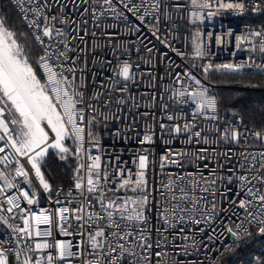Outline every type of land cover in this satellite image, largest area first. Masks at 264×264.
<instances>
[{
  "label": "snow or ice",
  "instance_id": "obj_1",
  "mask_svg": "<svg viewBox=\"0 0 264 264\" xmlns=\"http://www.w3.org/2000/svg\"><path fill=\"white\" fill-rule=\"evenodd\" d=\"M79 2L88 4L89 0H79ZM93 2L101 4V0H93ZM24 3L25 0H15L16 6L21 10L22 19L32 29L36 47L31 53L26 44L27 34L10 30L6 26L5 18L0 16V131L4 133L0 135V141H5L4 146H0V153H4L10 143L15 151L13 159L17 165L14 173L0 170V181H3L0 185V197H2L0 212L13 214L14 218L18 214L22 221V226L9 225L15 234L14 241L0 239V264H11L12 256L15 257L17 264H71L73 259L81 258L83 264H170L171 257L163 250L172 236L170 230L175 229L178 224L185 223L186 217L191 223L200 225L210 222L218 215L215 199L218 193L214 189L218 183L224 181L225 177L221 176L217 169L226 166L227 172L230 173L226 178L227 183L231 184L235 180L239 187V191L234 193L239 199L230 200V203L243 210L244 220L249 223L256 221L262 225L258 230L264 233V151L233 153L229 149L220 154L209 147H201L193 152L166 150L160 157L161 170L169 164L183 168L184 159L188 157L191 158L190 162L195 163L198 171L169 173L168 181L160 182L155 191L162 197L163 203L156 201L155 225L151 223V217L146 214L151 210V202L154 199L148 180L149 155L146 151L136 156L134 163L137 165V171L135 172L121 167L119 157L116 158L117 163L112 165L116 171L111 175L118 178V187L113 184L109 173L102 167L99 155L89 154L87 159L91 163H81L86 152L85 137L87 136L93 147L99 146V141L92 130L96 125L111 118L104 109L110 111L113 102L112 93H126L128 86L125 83L119 87L120 81L116 80L109 90H98L90 95L87 94L84 91L85 85L78 75L82 71L78 61L82 62V60L77 55V46L73 44L74 40L84 41V36L80 35L79 24L65 13V0H51V2L27 0L31 5L27 9L24 8ZM72 3L79 10L77 0H72ZM120 3L129 12L139 13L137 18L143 24L145 17L151 14L150 10H159L163 0H155L150 8H145L147 0H140L138 4L132 3V0H120ZM191 3L193 7L198 8L211 6L208 0H191ZM102 4L111 7L113 12L116 11L112 7V0H102ZM54 5H59V12L55 14ZM216 5L218 8L245 10L242 0H232V2L216 0ZM142 8L145 10L141 13ZM254 8L258 9L259 5H254ZM86 12H88L87 7L83 9L81 15ZM28 13H31V19ZM22 35L25 43L20 42ZM252 35L260 37L262 34L254 32ZM260 44L261 51H264V38L261 39ZM196 55H202L199 46L196 48ZM211 67L210 64L205 67V73ZM222 67L231 69L233 65ZM131 69L132 66L125 62L120 66L117 75L122 77L123 81H132L135 79V74ZM184 75L194 80L197 85L200 84V81L190 73L186 72ZM179 76L180 74L177 73L178 78ZM187 95L196 102L193 121L171 125L160 123L159 128L162 133L167 132L177 136L185 133L189 143L195 142L198 145L215 144L218 141L240 143L243 134L235 128H225L223 131L217 129L216 131L219 132L217 140L209 141L203 136L202 129L196 128L195 117L205 114L206 110L215 112L216 101L207 95V89ZM129 99L134 98L121 96L116 98L115 102L119 106L127 103ZM143 115L147 116L148 113ZM210 118L215 119V117ZM174 119L172 115L167 116L169 121ZM145 127L147 131L138 141L140 144L153 142L155 134L153 126L146 124ZM46 128L54 135L50 136ZM253 135L257 140H264L262 132H255ZM66 141H71L74 147L66 145ZM50 149L56 150L61 160L73 156L77 158L73 189L79 207L70 209L62 206L55 213L45 210L37 215L31 213L30 208L22 207L20 203L22 197L27 205L35 204V191L30 193L28 190L19 189L20 196H13L9 195L6 189L18 188L13 182L14 177H24L25 183L32 184L33 181L29 177L30 173L34 172L35 179L43 189L51 191L50 184L42 172V166ZM218 155H222V159L217 160ZM234 159L235 165L232 163ZM202 161L209 163L201 165L199 162ZM10 163L8 155L0 157V164L7 167ZM26 165H30V168L26 169ZM202 169H208L207 175ZM122 190L125 193L130 191L134 195H117ZM241 193H243L242 197ZM68 196L73 197V190L69 191ZM209 197L212 199L209 200ZM56 203L59 204L60 201L57 200ZM5 204L7 207L4 206ZM7 219L0 216V221L5 224ZM73 221L76 223L75 233L70 231ZM41 225L47 227L41 229ZM235 226L241 229L243 221L236 223ZM53 228L65 236L78 235L81 237V242L73 244L70 241L55 240ZM226 231L239 239L238 232L232 227H226ZM243 231L247 232V228H243ZM183 232L184 229L180 228L176 235ZM47 237H53V240L50 242L44 239ZM184 239L188 237L185 235ZM208 239L211 240L213 237L209 236ZM11 242L17 244L16 249L4 247L6 243ZM22 242L24 247L20 248ZM50 249L56 250V254L49 251Z\"/></svg>",
  "mask_w": 264,
  "mask_h": 264
},
{
  "label": "built area",
  "instance_id": "obj_2",
  "mask_svg": "<svg viewBox=\"0 0 264 264\" xmlns=\"http://www.w3.org/2000/svg\"><path fill=\"white\" fill-rule=\"evenodd\" d=\"M10 1L22 19L21 10L16 6L15 0ZM77 2L79 10L74 7L72 0H65L64 11L79 24L80 35L84 36V41H73L78 49L77 55L82 60V62L78 61L79 68L82 70L78 75L85 85L84 91L90 95L98 90H109L116 80L120 81L119 87L125 83L128 86L126 93H112L113 102L110 105V111L104 109L111 118L96 125L92 130L99 141V146L93 147L86 136L84 145L86 152L84 159L80 162L91 163L87 156L89 154L99 155L102 167L109 173L113 184L118 187V178L111 175L116 171L112 167L117 163L116 158L119 157L121 167L135 172L137 171V165L134 163L136 156L142 151H146L149 155L148 180L150 188H152V197H154L151 202V210L146 214L151 217L153 225L157 223L156 201L159 200L163 203L162 197L155 191L160 182H167L169 173L198 171L195 163L190 162L191 158L188 157L184 159L183 168L169 164L161 170L160 157L166 150L193 152L201 147H209L220 154L229 149L233 153L264 151V140H257L253 135L258 131L246 125L241 116L222 107L218 95L219 86L207 78L209 73L264 72V51H261L260 44L261 39L264 38V28L242 20L250 11L253 15H261L264 11L262 0H242L245 4L244 11L235 8H218L216 0H208L211 5L208 8L193 7L191 0H163L161 8L150 10L151 14L145 17L143 24L137 18L139 13L129 12L123 7L120 0H112L115 12L108 5H103L102 0L101 4L94 3L93 0H89L88 4L80 3L79 0ZM225 2H232V0H225ZM132 3L138 4L140 0H132ZM153 3L155 0H147L145 8H150ZM256 4L259 5L258 9L254 8ZM29 7L31 5L25 0L24 8ZM85 7L88 8V12L81 15ZM144 10L142 8L141 13ZM58 12L59 5H54L53 13ZM28 16L29 19L32 18L31 13H28ZM22 21L27 26L23 19ZM57 26L65 27L64 25ZM194 28L201 29L203 32L202 55L200 56H197L196 52L190 51V36ZM28 29L32 33V29L29 27ZM154 32L155 35H153ZM254 32H259L262 35L254 36L252 35ZM70 55L72 54L70 53ZM125 62L132 66L131 71L135 74V79L132 81H123V78L117 75L120 66ZM209 64L212 67L205 73L204 68ZM228 64L233 65V68L222 67ZM186 72L198 79L200 84L197 85L194 80L184 75ZM177 73L180 74L179 78ZM203 89H207V95L215 99L216 109L215 112L206 110L205 114L197 115L195 117L196 128L202 129V135L206 136L209 141L217 140L219 136L217 129L223 131L225 128H235L243 134L239 144L218 141L215 144L198 145L195 142L189 143L185 133L177 136L161 132L160 123L171 125L193 121L196 102L191 100L187 94ZM180 93H185V95H180ZM121 96L134 99H129L127 103L118 106L115 100ZM144 113H148V115L144 116ZM168 115L174 116L175 119L167 120ZM210 117H215V119ZM146 124L153 126L155 133L153 142L140 144L138 141L147 131ZM196 128L193 130L195 131ZM6 139L7 137H5ZM4 143L5 141H0V146H4ZM4 155L9 156L11 163L7 167L0 164V170L14 173L17 165L13 159L15 151L11 148L10 143L5 152L0 153V157ZM216 159H222V155H218ZM21 162L23 163L22 158ZM199 163L202 165L209 161ZM232 163L235 165L236 160L234 159ZM210 166L213 165L210 164ZM27 168H30V165H26ZM202 170L207 175L208 169ZM217 171L225 177L224 181L218 183L214 189L218 193L215 198L218 215L210 222L200 225L191 223L186 217L185 223L178 224L175 229L170 230L172 236L163 249L171 257L170 264H194V262L195 264H220L225 260H227L226 264H230L237 260L248 241L254 237H263L264 233L258 230L262 225L256 221L249 223L244 220L243 210L230 203V200L239 199L234 195L239 191V187L235 180L231 184L227 183L226 178L230 174L227 172V166L223 169L218 168ZM29 179L33 181L32 184L25 183L24 177H14L13 182L18 185V188L6 189V192L9 195L20 196L19 189L28 190L30 193L35 191L36 203L31 206L27 205L26 201L20 197L21 206L30 208L31 213L38 215L45 210L55 213L62 206L70 209L79 207L73 189L75 178L70 184L60 185L51 191L43 189L39 181L35 179L34 172L30 173ZM2 184L3 181H0V185ZM70 190H73V197L68 196ZM125 194L134 195L130 191L125 193L123 190L117 193V195ZM242 196L243 193H241ZM211 199L212 197H209V200ZM57 200L60 201L59 204L56 203ZM4 206L7 207L6 204ZM0 216L8 218L7 224L0 221V239L14 241L15 234L9 225L22 226V221L18 214L14 218L13 214L0 212ZM193 216H196L195 212ZM241 221H243V227L237 229L235 224L241 223ZM40 227L44 229L47 225ZM226 227H232L234 231H237L239 239L228 233ZM180 228H183L184 232L177 236L176 233ZM201 228L204 230L200 231ZM243 228H247V232L243 231ZM75 229L76 223L73 221L70 231L75 233ZM185 235L188 239H184ZM209 236H212L213 239L209 240ZM53 237L55 240L70 241L73 244L81 242L80 236L75 234L65 236L55 228H53ZM53 237L44 239L51 242ZM177 245L179 247H176ZM4 247L16 249L17 244L15 242L6 243ZM19 247H24V243L22 242ZM49 251L56 254V250L50 249ZM11 264H17L14 256L11 257ZM71 264H83V258L73 259ZM238 264L245 263L243 260H239Z\"/></svg>",
  "mask_w": 264,
  "mask_h": 264
},
{
  "label": "trees",
  "instance_id": "obj_3",
  "mask_svg": "<svg viewBox=\"0 0 264 264\" xmlns=\"http://www.w3.org/2000/svg\"><path fill=\"white\" fill-rule=\"evenodd\" d=\"M264 3V0H262ZM1 14L15 32L27 34L26 44L28 51L36 47L31 31L22 21L18 11L10 0H0ZM244 21L264 28V11L261 15H253L250 11ZM21 43H25L22 35ZM208 80L219 86L218 95L221 105L224 109L232 111L241 116L244 123L253 127L258 132L264 133V72L261 73H214L207 75ZM68 146L74 147L71 141H66ZM77 168V158L70 157L67 160H61L57 152L50 150L46 157V162L42 166V172L45 179L54 189L60 185H68L75 178ZM243 260L245 264H264V239L254 237L248 241L242 248L236 261L230 264H238ZM227 260L220 264H226Z\"/></svg>",
  "mask_w": 264,
  "mask_h": 264
},
{
  "label": "rangeland",
  "instance_id": "obj_4",
  "mask_svg": "<svg viewBox=\"0 0 264 264\" xmlns=\"http://www.w3.org/2000/svg\"><path fill=\"white\" fill-rule=\"evenodd\" d=\"M0 16H2L1 8H0ZM6 26L9 27L10 30L16 31L8 24H6ZM197 46H199V49H200V52H201L202 51V46H203V32H202L201 29L194 28V29H192L191 36H190V51L191 52H196ZM209 74H211V73H209ZM10 127H14V126L10 125ZM66 145H67V143H66ZM50 150H54V149H50ZM54 151L56 152V150H54Z\"/></svg>",
  "mask_w": 264,
  "mask_h": 264
},
{
  "label": "bare ground",
  "instance_id": "obj_5",
  "mask_svg": "<svg viewBox=\"0 0 264 264\" xmlns=\"http://www.w3.org/2000/svg\"><path fill=\"white\" fill-rule=\"evenodd\" d=\"M46 130L50 132V129H47V128H46ZM0 135H4V133H3L2 131H0ZM52 135H54V133H51V132H50V136H52Z\"/></svg>",
  "mask_w": 264,
  "mask_h": 264
},
{
  "label": "water",
  "instance_id": "obj_6",
  "mask_svg": "<svg viewBox=\"0 0 264 264\" xmlns=\"http://www.w3.org/2000/svg\"><path fill=\"white\" fill-rule=\"evenodd\" d=\"M263 239H264V235H263V237H262Z\"/></svg>",
  "mask_w": 264,
  "mask_h": 264
}]
</instances>
